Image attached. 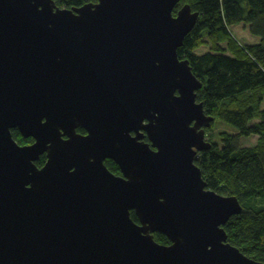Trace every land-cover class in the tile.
Instances as JSON below:
<instances>
[{"label":"water","instance_id":"1","mask_svg":"<svg viewBox=\"0 0 264 264\" xmlns=\"http://www.w3.org/2000/svg\"><path fill=\"white\" fill-rule=\"evenodd\" d=\"M180 2L0 0V264H264L196 164L215 118L178 54L200 17Z\"/></svg>","mask_w":264,"mask_h":264},{"label":"trees","instance_id":"2","mask_svg":"<svg viewBox=\"0 0 264 264\" xmlns=\"http://www.w3.org/2000/svg\"><path fill=\"white\" fill-rule=\"evenodd\" d=\"M60 8L78 9L98 0H54ZM189 4L200 17L178 50L203 84L197 93L207 116L232 126L236 134L221 132L220 143L199 155L208 188L236 196L241 215L225 226L229 242L247 257L264 263V0H181L174 14ZM211 130V129H210ZM14 139L30 145L16 130ZM259 137L255 146L243 147L242 138ZM148 142V139H146ZM45 158L37 162L39 167ZM108 169L121 175L107 161ZM132 219L139 222L135 213ZM161 245L170 240L155 234Z\"/></svg>","mask_w":264,"mask_h":264},{"label":"rangeland","instance_id":"3","mask_svg":"<svg viewBox=\"0 0 264 264\" xmlns=\"http://www.w3.org/2000/svg\"><path fill=\"white\" fill-rule=\"evenodd\" d=\"M263 109H264V104H263ZM221 132H229L231 134H236V131H235V129L232 126H230V125H228L226 123H223L220 120H216L215 123H214L213 128H211V130H209L207 132L206 138H207L208 141L212 142L213 144H219L220 143L219 134ZM258 138L259 137H256V136H253V137H250V138H247V139L242 138L240 144L243 147H253V146L256 145V143L258 141Z\"/></svg>","mask_w":264,"mask_h":264},{"label":"flooded vegetation","instance_id":"4","mask_svg":"<svg viewBox=\"0 0 264 264\" xmlns=\"http://www.w3.org/2000/svg\"><path fill=\"white\" fill-rule=\"evenodd\" d=\"M78 133H79L80 135H84V136L87 135L86 131L83 130V129H79V130H78ZM30 139H31V138H30ZM30 139H28V140H30ZM31 140L34 142L33 139H31ZM42 158H45V164H46L47 156H46V155H43L40 159H42ZM38 162H39V161H38ZM45 164H44V165H45ZM44 165H43V166H44ZM43 166H42V167H43Z\"/></svg>","mask_w":264,"mask_h":264},{"label":"bare ground","instance_id":"5","mask_svg":"<svg viewBox=\"0 0 264 264\" xmlns=\"http://www.w3.org/2000/svg\"><path fill=\"white\" fill-rule=\"evenodd\" d=\"M98 3V2H97Z\"/></svg>","mask_w":264,"mask_h":264}]
</instances>
